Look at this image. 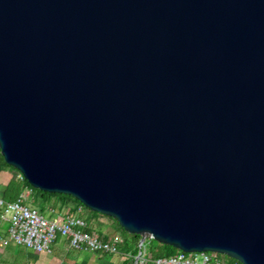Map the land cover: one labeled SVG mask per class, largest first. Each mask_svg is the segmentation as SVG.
Segmentation results:
<instances>
[{"label": "water", "instance_id": "1", "mask_svg": "<svg viewBox=\"0 0 264 264\" xmlns=\"http://www.w3.org/2000/svg\"><path fill=\"white\" fill-rule=\"evenodd\" d=\"M0 153L139 246L264 264V0H0Z\"/></svg>", "mask_w": 264, "mask_h": 264}, {"label": "built area", "instance_id": "2", "mask_svg": "<svg viewBox=\"0 0 264 264\" xmlns=\"http://www.w3.org/2000/svg\"><path fill=\"white\" fill-rule=\"evenodd\" d=\"M26 196L21 193L15 200L5 202L0 196V243L6 239L25 246L36 252H49L58 238H65L70 248L76 251L101 252L116 254L122 237L115 233L104 239L95 233L87 231L88 222L83 212V206L78 205L73 212L55 211L49 209L41 213L36 207L25 202ZM2 222H6L5 229ZM146 238L152 239L149 235ZM145 238V239H146ZM144 239V240H145ZM143 240V243H144ZM143 243L139 246L136 264H226L228 259L220 257L214 251H178L171 256L151 258L144 252Z\"/></svg>", "mask_w": 264, "mask_h": 264}, {"label": "trees", "instance_id": "3", "mask_svg": "<svg viewBox=\"0 0 264 264\" xmlns=\"http://www.w3.org/2000/svg\"><path fill=\"white\" fill-rule=\"evenodd\" d=\"M10 167L15 169L14 167L8 165L4 159L3 156L0 153V173L1 171L6 168ZM16 170V169H15ZM18 172V171H17ZM25 189L29 191V200L25 198V202L31 204L32 206L36 207L41 213H46L49 209H56L57 211H65L68 209V211L73 212L76 210L78 205H82L75 197L66 194V193H58V192H48L43 191L38 188L32 187L28 181L18 172V175H13L9 181L6 183L3 191H2V199L5 202H10L15 200ZM85 207L84 205H82ZM87 208V207H86ZM89 211L93 214L102 215L98 212L92 211L89 209ZM106 216V215H105ZM109 219H112L109 216H106ZM115 221V225L117 228H120L123 230V228L116 222L115 219H112ZM87 231L90 233H95L99 236H102L104 239L110 238L113 234H106L101 233V231H97L94 229L93 225L91 224L90 220L88 221ZM118 230V229H116ZM124 231V230H123ZM119 232V231H118ZM140 238L137 234H130V239H127L123 236L122 242L118 245V252L116 254H106L101 252H93L97 255H101L103 258L112 259L114 257H118L120 255L123 256L122 253V246L127 244L133 243L135 246V250L133 251L132 255H126L125 258L120 262V264H132V258L139 252V247L137 246L138 239ZM180 251L179 249L168 245V244H162V247L159 249V251L154 255L155 257H161V256H171L175 254L176 252ZM81 264H85V262H82ZM226 264H241L239 261L230 258L226 262Z\"/></svg>", "mask_w": 264, "mask_h": 264}, {"label": "rangeland", "instance_id": "4", "mask_svg": "<svg viewBox=\"0 0 264 264\" xmlns=\"http://www.w3.org/2000/svg\"><path fill=\"white\" fill-rule=\"evenodd\" d=\"M19 172V171H18ZM18 172L17 170L13 169V168H10V167H6L2 170V172L0 173V182H3L7 176V174H12V175H18ZM29 191L28 193H26V199L27 201L29 200ZM49 211V210H48ZM56 211V209H55ZM89 209L86 208V207H83V212H81L82 215H84L86 217V219L89 221L91 220V223L94 227V229H96L97 231H101V233H106V234H112V233H118L122 238L123 236L127 239H130V233H128L127 231H124L120 228H117L116 225H115V221L112 220V219H109L108 217H106L105 215H98L100 218H94L91 216V218L89 217L90 215H87L86 212H88ZM85 212V213H84ZM95 217L97 215H94ZM117 222V221H116ZM2 225L3 227L4 226H7V223L6 222H2ZM118 229V230H116ZM119 231V232H118ZM139 240V239H138ZM138 244V242H137ZM162 244L161 242L157 241L156 239H149V238H146L144 240V243H143V248L144 249V252L146 254H150L151 258H155V254L159 251V249L162 247ZM135 246L133 243L131 244H126L122 246V253H123V256L118 254L119 256L118 257H114L112 259H106V258H103L101 255H97L93 252H83V253H78V254H75V253H71V252H67V253H63L61 254V259L62 261L61 262H58L57 264H81L82 262H85V264H120V262L126 257V255H132L133 254V251L135 250L134 249ZM221 258H225V259H230L231 257L225 255V254H219ZM136 256V255H135ZM134 257H131L132 258V264L134 262Z\"/></svg>", "mask_w": 264, "mask_h": 264}, {"label": "crops", "instance_id": "5", "mask_svg": "<svg viewBox=\"0 0 264 264\" xmlns=\"http://www.w3.org/2000/svg\"><path fill=\"white\" fill-rule=\"evenodd\" d=\"M2 172V171H1ZM13 175L7 174L5 180L0 182V196H2V191ZM24 195L28 193L25 189L22 192ZM85 213V212H84ZM91 218H100L98 214H93L90 211L86 212ZM94 215H97L96 217ZM91 222V220H90ZM92 224V223H91ZM2 228L5 229L6 226ZM6 239L5 243H0V264H57L61 262V254L67 252H73L75 254L89 252V251H76L69 247L68 241L65 238H58L52 245L49 252H36L32 249H28L23 245L16 244L13 240L7 238L6 233H2Z\"/></svg>", "mask_w": 264, "mask_h": 264}]
</instances>
